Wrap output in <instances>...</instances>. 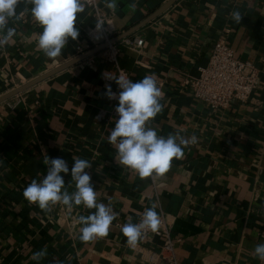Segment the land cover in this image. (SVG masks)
<instances>
[{"label": "crops", "instance_id": "1", "mask_svg": "<svg viewBox=\"0 0 264 264\" xmlns=\"http://www.w3.org/2000/svg\"><path fill=\"white\" fill-rule=\"evenodd\" d=\"M170 0H116V36L132 29ZM106 11L105 0H100ZM135 5V7H133ZM30 5L21 4L17 12ZM242 16L240 23L233 13ZM96 24L86 7L78 14L79 37L69 38L62 55L48 58L37 48L42 28L30 11L13 40L0 49V96L81 54L92 42ZM143 38L140 50L121 46L119 65L133 82L155 74L164 81V106L151 121L159 135L179 134L197 142L184 148L161 178L157 193L149 179L119 165L108 142L112 122H97L101 108L117 104L106 85L118 91L117 65L101 52L0 103V264H163L130 248L121 227L155 205L172 222L181 264H258L254 248L264 243V0H177L156 19L127 38ZM226 39L236 55L261 69L257 90L248 102L235 100L213 109L184 84L198 74L216 42ZM45 156L87 159L98 202L116 213L109 235L95 242L79 240L78 218L94 209L56 205L44 212L23 197V190L46 174ZM63 175V174H62ZM67 191H75L70 174ZM68 214L73 223L62 217ZM156 248V243H143ZM46 249L40 260L33 253Z\"/></svg>", "mask_w": 264, "mask_h": 264}, {"label": "clouds", "instance_id": "2", "mask_svg": "<svg viewBox=\"0 0 264 264\" xmlns=\"http://www.w3.org/2000/svg\"><path fill=\"white\" fill-rule=\"evenodd\" d=\"M25 7L17 12L18 7ZM105 6L115 12L116 0H105ZM135 7V5H133ZM85 0H0V49L13 40L16 28L10 27L11 20H20L25 13H31L32 19L42 28L38 34L37 48L48 58L62 55L69 38L76 40L79 29L76 27L78 14L84 13ZM233 18L240 23L242 16L234 12ZM104 23L97 22L94 31H103ZM114 79L119 91L114 92L111 85H106L104 95L110 100H117L115 107L117 118L110 131L108 142L115 148V160L119 165L133 171L142 180L149 177H163L172 167L174 159L184 156V148L197 142L195 136L187 139L178 133H169L167 137L159 135L151 126V121L163 110L161 100L163 92L158 85L155 74L146 75L143 79L133 82L125 76ZM74 163L60 157L45 156L43 164L46 174L40 180H32L23 190V197L30 205L35 204L44 212H51L56 205L72 209L83 205L94 209L87 216L81 215L78 222L79 240L82 243L95 242L109 235L110 227L117 218L111 202H98L97 192L92 177L86 169L92 164L87 159L72 158ZM63 174V175H62ZM71 176L75 182V191L69 193L65 184V176ZM161 218L155 205L146 208L138 223L129 218L121 227L126 244L135 249L144 240L147 232L158 234ZM256 257L264 262V243L255 246ZM47 254L46 249L33 253L32 259L40 260Z\"/></svg>", "mask_w": 264, "mask_h": 264}, {"label": "built area", "instance_id": "3", "mask_svg": "<svg viewBox=\"0 0 264 264\" xmlns=\"http://www.w3.org/2000/svg\"><path fill=\"white\" fill-rule=\"evenodd\" d=\"M85 4L96 23L98 21L104 23V29L97 32L94 31L95 26L92 27L88 32L92 42L88 44V47L78 46V53H83L86 48L93 45L96 47L102 43H108L107 48L101 52L104 58L117 65V78L125 76L132 80L129 71L119 65L121 46L117 43H110L117 33L115 13L103 9L100 0H85ZM143 44L144 39L138 37L126 38L123 43L125 47L135 50H140ZM260 73L261 69L255 62L239 58L227 40L220 39L212 49L207 63L199 67L198 74L186 75L183 82L191 89L192 95L196 99L213 109H227L235 100L248 102L252 98L260 82ZM158 85L163 92L164 81L158 79ZM115 101L118 104V101ZM117 104L111 109H99L95 114V120L97 122L114 121L117 118L115 113ZM148 179L154 192L157 193L161 178L149 177ZM143 212L140 214L137 223L140 221ZM168 216L166 212L161 211L159 233L147 232L144 240L138 245L142 258L149 262L181 264L176 251L179 240L172 236V222ZM62 219L68 224L73 223L68 214H65ZM153 241L156 243V248L143 246V243ZM258 264H264V262L259 260Z\"/></svg>", "mask_w": 264, "mask_h": 264}, {"label": "water", "instance_id": "4", "mask_svg": "<svg viewBox=\"0 0 264 264\" xmlns=\"http://www.w3.org/2000/svg\"><path fill=\"white\" fill-rule=\"evenodd\" d=\"M176 1L177 0L168 1L167 3L162 5L159 9L155 10L151 15H149L146 19H144L138 25H136L132 29L128 30L127 32L123 33L122 35L114 37L110 43H117L118 41H121L122 39L129 37V35L131 33L140 29L141 27L145 26L146 24H148L149 22H151L152 20H154L158 16H160L164 11H166L169 7H171ZM108 45H109L108 43H102V44L90 49L86 53L76 57L75 59L68 61L67 63L62 64V65H60V66H58V67H56V68H54V69H52L46 73L40 75L39 77L32 79L31 81H29L27 83L20 85L19 87L14 88L13 90L9 91L8 93L0 96V103H3L4 101L12 98L13 96L22 93L23 91L39 84L40 82L54 76L55 74H57L61 71H64L70 67L75 66L77 63L83 61L84 59L89 58V57L103 51L104 49L107 48Z\"/></svg>", "mask_w": 264, "mask_h": 264}]
</instances>
